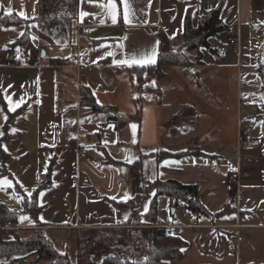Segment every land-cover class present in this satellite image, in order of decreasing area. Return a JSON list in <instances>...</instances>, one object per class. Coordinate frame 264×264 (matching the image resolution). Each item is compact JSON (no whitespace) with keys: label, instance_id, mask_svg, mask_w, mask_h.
<instances>
[{"label":"crops","instance_id":"obj_1","mask_svg":"<svg viewBox=\"0 0 264 264\" xmlns=\"http://www.w3.org/2000/svg\"><path fill=\"white\" fill-rule=\"evenodd\" d=\"M113 3L115 23L111 18ZM205 5L209 11L217 7L213 0H127L126 22L122 0L120 3L80 0L79 18L72 22L70 42L42 45L30 55L23 52L25 61L53 64L41 68L5 66L13 58V52L22 49L13 43L23 30L0 22V145L12 154L5 161L0 156V182H9L0 183V205L20 213L18 223L13 225L20 227L23 235L37 227L33 214L24 209L19 187L31 196L52 164L51 186L37 195L38 217L54 249L67 254L73 264L78 261L80 237L92 229L115 228L131 218L133 209L119 208L116 202H128L140 194L144 198L142 214L146 215L156 195V189L146 193L147 184L168 180L198 184L201 200L209 211L208 216H197L179 205L171 216L167 214L169 200L160 208L159 199L165 197L158 199V217L183 226L176 228L174 234L188 243L186 249L197 241L196 257L213 254L220 261L232 257L234 264H264V125L256 120L258 106L264 103V80L262 83L260 78L257 80L258 94L252 95L255 102L245 107L250 114L248 119L243 120L242 112L238 114L236 93L240 65L253 64L258 77V71L264 67L254 62L251 49V25L258 31L255 42L264 49V0L219 1L227 31L210 43L220 57L216 56L215 62L205 54L200 66L211 73V89L206 77L203 76L202 82V75L199 86L189 69L165 67V77L153 81L158 89L144 94L146 102L141 117L129 120L120 131L114 124L104 123L105 115L77 102L78 98L81 101L84 85L92 90L100 105L115 106L125 115H135L132 76L117 69L141 65L129 66L120 61H130L132 57L140 60L155 51L152 64H156L159 57L156 33L163 30L171 44H178L183 40L179 35L184 31L188 10L192 9V24L196 28L208 15L201 10ZM0 12L32 19L38 14V0H0ZM82 12L88 15L81 16ZM238 25L240 53L228 43ZM80 27L83 32L79 35ZM35 42L38 43L37 37ZM223 44L231 46L238 56V65L232 67L234 90L230 97L223 79L227 65L219 62L226 54ZM78 47L80 64L90 67V71L78 73L75 67L79 64ZM146 65L151 64L143 66ZM170 76L173 84L164 83ZM21 108L24 110L10 119V114ZM183 110H186L183 124L167 130L166 122ZM78 115L84 128L80 134ZM243 121L252 133L245 132L243 136L260 145L241 156L240 196L236 199L227 190L228 168L237 165L238 127ZM226 123L231 125L229 137L223 127ZM215 124H219V134L211 132ZM79 151H86L88 157L79 159ZM140 161L141 174L134 166ZM143 222L155 223L147 216ZM186 249L183 257L175 261L187 258ZM4 262L0 259V264Z\"/></svg>","mask_w":264,"mask_h":264},{"label":"trees","instance_id":"obj_2","mask_svg":"<svg viewBox=\"0 0 264 264\" xmlns=\"http://www.w3.org/2000/svg\"><path fill=\"white\" fill-rule=\"evenodd\" d=\"M117 1L120 3V0ZM79 12L80 0H38V14L35 18L26 19L16 14L0 12V22L5 26H24L25 30L14 41V46H19L25 51L31 47L40 50L42 45L54 46L62 42H70L72 22L79 18ZM221 14L222 5L218 4L217 7L209 11L206 17L201 19L198 27L195 28L192 24V9H189L184 31L179 35L183 37L180 46L174 47L165 31L159 30L156 33L159 40V57L156 64L117 69L119 73L128 71L132 76V100L137 107L135 115H125L115 106L100 105L92 90L84 85L81 86V105L91 108L96 114L105 115L104 123L114 124L117 131L123 129L129 120H138L146 102L144 94L158 89L153 81L165 77V67L187 68L191 71L192 76L198 79V73L194 67L198 61H203V49H208L220 57L212 49L210 40L227 31ZM32 26H36L37 36L32 31ZM35 36L38 43L35 42ZM193 52L197 53L193 54ZM23 110L24 108H21L16 113H11L10 119ZM258 110L259 114L256 116V120L264 125V104L259 105ZM185 111L183 110L166 122L167 130H175L177 126L183 124ZM0 156L5 161L11 158L12 154L6 152L0 145ZM52 166V164L49 166L48 173L44 176L37 191L31 196L19 187V197L24 209L33 214L37 228L29 230L27 235H23L22 230L3 229L0 231V259H3L5 264H12L17 260L21 262L20 264H73L67 254L59 253L54 249L52 242L43 231V225L38 217L40 208L37 203V195L41 190L51 186ZM134 166L141 174L142 169L139 168L141 161ZM145 189L146 193L156 189V195L146 215L142 214L144 198L140 194L128 202H116V205L119 208L131 207L133 209L131 218L123 225L133 227L149 225V227L106 228V231L90 230L86 236L79 238L77 264H92L93 260L97 264H171L183 257L188 243L180 236L174 233L170 234L167 229L156 227V225L165 222L158 217V199L165 197L169 200L167 214L171 216L174 209L181 203L188 211L197 216H208L209 211L201 200L200 186L198 184L185 185L175 180H168L149 183ZM19 216V212L0 205V226L9 222L18 223ZM144 216L155 223H144ZM5 235L11 237L4 238ZM89 246H93V248L89 249ZM95 250L103 251L97 259L92 258L96 256V253H93Z\"/></svg>","mask_w":264,"mask_h":264},{"label":"rangeland","instance_id":"obj_3","mask_svg":"<svg viewBox=\"0 0 264 264\" xmlns=\"http://www.w3.org/2000/svg\"><path fill=\"white\" fill-rule=\"evenodd\" d=\"M36 27V26H35ZM34 26H32V31L36 34V28ZM252 29H251V49L253 50L252 53H253V60L254 62L260 66H263L264 64V49H260V45L259 43L255 42V35L256 37H258V31H256L254 29V27L251 25ZM14 29H18V30H25L24 26H14ZM263 36V35H262ZM260 39L258 38L257 41H259ZM183 40H181L180 42H177L178 44H172L174 47H178L182 44ZM20 50H23L24 52V49H20ZM222 50L226 53L220 60L219 62H221V64H226L227 66L224 68V73H223V76H224V82H225V90L227 91L229 97L232 96V93H233V90H234V85L232 83V67H235L238 65V56H235L234 54V50L231 46H229L228 44H223L222 46ZM236 50V49H235ZM237 52V50H236ZM197 52H193V54H196ZM260 53H263L262 55ZM203 54L205 55H210V57H212V59H214V61L216 62V54H211L209 52L208 49H203ZM203 64V61H198V64L194 67L195 68V71H197L198 73V79H195V82L200 86L202 85V82L204 83V77H206V84L207 86L211 89V86L213 85L210 81V78H209V75H211V73L209 72V70L205 69L204 66L200 67L201 65ZM241 66V69H240V74L243 76V78L245 79V81L248 84V86L246 87L244 93L246 94V102L243 103L244 107L243 109H241V117L244 119H248V117L250 116V114H248V110H246L245 107H248V105H252L253 102H255L253 99L254 97L252 95H256L258 94V91L256 90V87L255 85H258L257 84V80L260 78V82L262 83L263 80H264V67H262L261 70L258 71L259 73V76L258 77V74H254L255 73V66L253 64L251 65H240ZM200 69V70H199ZM213 69V68H212ZM226 74V75H225ZM202 75V82H201V77ZM164 83H170V84H173V77L170 76L169 79H166V80H163ZM224 82H221V84H223ZM163 83V82H161ZM236 85V84H235ZM171 86V85H170ZM237 88V86H236ZM209 89V90H210ZM211 91V90H210ZM202 93H206V92H202ZM212 93L214 94V92L212 91ZM236 93H237V89H236ZM212 95V94H211ZM222 96V93L218 95V98H220ZM245 101V100H244ZM264 103H261L259 105H263ZM203 110V113L206 114L207 113V110L206 109H202ZM264 114V112H263ZM223 127H225V131H226V134H227V137L230 136V133H232V130H231V125H228V123H226V126L223 125ZM203 128V127H202ZM250 130H251V127H247L245 125V122L243 121V123L240 124V126L238 127V131L242 134L245 135V132L246 133H250ZM215 132L216 134H219V124H215L213 129L211 130V132ZM252 134V133H250ZM213 136V135H212ZM211 137V136H210ZM159 204H160V208H162L165 203H166V200L167 198H162V199H159ZM148 228L149 225H142V226H126V225H119L115 228L117 229H123V228ZM107 228H112V227H107ZM103 229V230H101ZM97 231H106L107 229L106 228H101ZM106 229V230H105ZM98 236H99V233H98ZM196 237V236H195ZM197 242V241H196ZM196 242H192L191 243V248L190 249H186V253H187V258H185L184 260H181V261H175V262H172L171 264H195L194 262H199V261H206V262H210V264H234L233 263V258L232 257H227V258H224L222 259L221 261L220 260H217V259H214L213 257V254H205L204 256H199V257H196V255H198V253L196 252V247L199 246L197 245L198 243ZM93 248V246H89V249L90 248ZM93 253H96V256L95 257H92V258H99V256L103 253V251L99 250H95ZM92 264H97V262L95 260L92 261Z\"/></svg>","mask_w":264,"mask_h":264},{"label":"built area","instance_id":"obj_4","mask_svg":"<svg viewBox=\"0 0 264 264\" xmlns=\"http://www.w3.org/2000/svg\"><path fill=\"white\" fill-rule=\"evenodd\" d=\"M220 0H213V3L216 5L219 4ZM202 12L204 13H209V8L205 5L202 7ZM84 27V26H83ZM83 32L82 27L78 28V34L80 35ZM228 43L235 47L238 53L241 52V31H240V26H237L236 32L233 35H230L228 37ZM26 52L27 55H30L31 53L34 52V48L31 47L29 48ZM14 56L11 60L7 61L5 66L7 67H27V66H32V67H45V66H52L51 64H42L40 60H24V53L23 51L17 49L14 52ZM77 60L79 64L75 66L78 73H84L87 71H90V67H86L85 65L80 64V51L78 47V52H77ZM54 65H59V63H54ZM60 66V65H59ZM237 110L238 114L240 115L241 112V107L243 106L244 100H245V89L248 86L247 82L243 78V76L240 74V72L237 75ZM78 105L80 103V99H77ZM77 129L78 133H82L84 131V128L80 126V115L77 116ZM260 143L258 141H249L247 140L243 134L239 133L238 134V139H237V155H236V160H237V165L234 167H229L228 168V180H227V190L229 192H233L235 194L236 199L239 198L240 196V181H241V156L243 152H249L253 151L256 148H258ZM79 159H86L88 157V153L86 151H79ZM181 207H185L183 203L180 204ZM158 228H164L169 231L170 234L174 233V230L176 228L183 227L182 225L179 224H174L171 223V221L166 218L165 222L156 225ZM237 227L240 228L242 227L241 224H237ZM3 229H13V230H19L20 227L14 226L12 223H6L5 225L0 226V231ZM21 262L19 260L15 261L13 264H20Z\"/></svg>","mask_w":264,"mask_h":264},{"label":"snow or ice","instance_id":"obj_5","mask_svg":"<svg viewBox=\"0 0 264 264\" xmlns=\"http://www.w3.org/2000/svg\"><path fill=\"white\" fill-rule=\"evenodd\" d=\"M122 3H124V5H125L124 12H123L124 20L126 22H128L129 9L127 7V0H122ZM100 6L103 7V5H100ZM110 8H111L112 13H113L112 17H111L112 21L115 23L116 22V15H115L116 5L113 3L110 5ZM9 13H11V9H9ZM20 15L23 16L24 14L20 13ZM86 15H88V13H85V12L81 13V16H86ZM155 57H156V52L153 51V53L150 57H143L140 60H137L136 57H132V59L130 61L125 60V61H120V63H127V64H129V66H131L132 64H139V65L143 66L145 63H149V64L155 63ZM132 127H133V129H135V125H132ZM0 183L8 184L9 182L7 180H4Z\"/></svg>","mask_w":264,"mask_h":264},{"label":"water","instance_id":"obj_6","mask_svg":"<svg viewBox=\"0 0 264 264\" xmlns=\"http://www.w3.org/2000/svg\"><path fill=\"white\" fill-rule=\"evenodd\" d=\"M45 55H46V53H45V51H43V52H42V56H45Z\"/></svg>","mask_w":264,"mask_h":264}]
</instances>
